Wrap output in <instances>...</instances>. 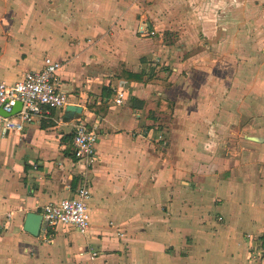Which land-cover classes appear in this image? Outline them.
Returning <instances> with one entry per match:
<instances>
[{"label": "crops", "instance_id": "1", "mask_svg": "<svg viewBox=\"0 0 264 264\" xmlns=\"http://www.w3.org/2000/svg\"><path fill=\"white\" fill-rule=\"evenodd\" d=\"M49 56L82 111L0 128V264H263L264 0H0V81ZM78 120L99 128L88 168ZM82 182L86 236L23 231Z\"/></svg>", "mask_w": 264, "mask_h": 264}, {"label": "built area", "instance_id": "2", "mask_svg": "<svg viewBox=\"0 0 264 264\" xmlns=\"http://www.w3.org/2000/svg\"><path fill=\"white\" fill-rule=\"evenodd\" d=\"M141 33L147 34L148 31ZM61 67V62L46 57L41 69L25 73L16 83L8 85L0 81V111L5 114H0V128L7 132H22L26 125L43 119L50 111L65 109L70 104L69 99L57 89V74ZM124 97L125 92L119 91L115 104H121ZM16 103L21 104L20 110L9 116ZM72 128L74 157L83 162L86 168L99 162L96 154L98 126L78 120ZM90 199L89 186L82 182L72 198L43 207L40 230L47 235L60 226H72L79 234L86 236L89 230L87 204ZM90 255L96 257L97 252L91 251ZM248 255L249 258H258L264 264L263 249L251 250Z\"/></svg>", "mask_w": 264, "mask_h": 264}, {"label": "water", "instance_id": "3", "mask_svg": "<svg viewBox=\"0 0 264 264\" xmlns=\"http://www.w3.org/2000/svg\"><path fill=\"white\" fill-rule=\"evenodd\" d=\"M20 108H21V104L16 103L15 106L12 108V111L9 114V116L16 114L20 110ZM81 111H82L81 108L78 106L68 105L64 109L65 112L64 118L72 120L75 118L74 117L75 115H80ZM0 114L5 115L1 111ZM250 139L253 141L255 140L254 138H250ZM41 224H42V215L29 212L25 215L24 218L23 231L31 235L32 237L36 238L40 234Z\"/></svg>", "mask_w": 264, "mask_h": 264}, {"label": "trees", "instance_id": "4", "mask_svg": "<svg viewBox=\"0 0 264 264\" xmlns=\"http://www.w3.org/2000/svg\"><path fill=\"white\" fill-rule=\"evenodd\" d=\"M116 77L119 79H126L129 81H140L141 77H139L136 74H131L128 72H123V70H119V72H117ZM134 100V99H132ZM164 103V102H163ZM166 105L171 106V104L168 102H165ZM91 109H93L92 107H90ZM171 109V107H169Z\"/></svg>", "mask_w": 264, "mask_h": 264}, {"label": "rangeland", "instance_id": "5", "mask_svg": "<svg viewBox=\"0 0 264 264\" xmlns=\"http://www.w3.org/2000/svg\"><path fill=\"white\" fill-rule=\"evenodd\" d=\"M43 23L46 25L47 23H46V21H43ZM50 57V56H49Z\"/></svg>", "mask_w": 264, "mask_h": 264}]
</instances>
